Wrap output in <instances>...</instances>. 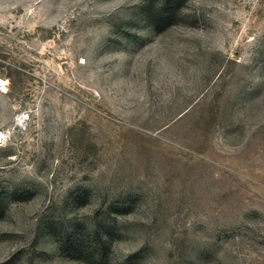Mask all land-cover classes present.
<instances>
[{"label":"rangeland","instance_id":"374dc122","mask_svg":"<svg viewBox=\"0 0 264 264\" xmlns=\"http://www.w3.org/2000/svg\"><path fill=\"white\" fill-rule=\"evenodd\" d=\"M166 2L0 0V264H264V0Z\"/></svg>","mask_w":264,"mask_h":264},{"label":"trees","instance_id":"16d2710c","mask_svg":"<svg viewBox=\"0 0 264 264\" xmlns=\"http://www.w3.org/2000/svg\"><path fill=\"white\" fill-rule=\"evenodd\" d=\"M179 1L180 0H167L158 15L153 14L152 12H147V20L152 28L158 30L160 25L163 29L170 26L174 11L179 9ZM97 235L98 233L96 236ZM86 244L87 240L77 234L69 235L66 238V246L75 255L83 253V250L86 248Z\"/></svg>","mask_w":264,"mask_h":264},{"label":"bare ground","instance_id":"6f19581e","mask_svg":"<svg viewBox=\"0 0 264 264\" xmlns=\"http://www.w3.org/2000/svg\"><path fill=\"white\" fill-rule=\"evenodd\" d=\"M3 135L1 132H0V136Z\"/></svg>","mask_w":264,"mask_h":264}]
</instances>
